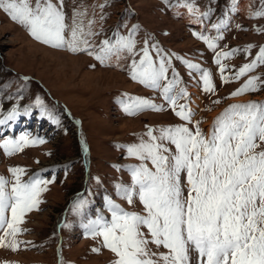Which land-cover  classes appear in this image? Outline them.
<instances>
[{
  "label": "rangeland",
  "instance_id": "1",
  "mask_svg": "<svg viewBox=\"0 0 264 264\" xmlns=\"http://www.w3.org/2000/svg\"><path fill=\"white\" fill-rule=\"evenodd\" d=\"M186 2L209 15H193L177 0H65L69 17L76 6L86 9L87 17L94 20V31L99 34L92 44L97 52L102 40L127 36L136 26L135 55L125 53L119 60L104 63L86 51L72 52L37 41L0 9V120L4 121L0 124V144L21 136L44 141L8 153L0 147V176L11 182L8 169L20 167L24 169L22 181H51L40 194L39 205L22 216L15 250L0 246V264H113L115 255L103 247L101 237L88 234L85 225L97 216L111 218L106 198L126 211L143 213L138 198L130 205L119 195L118 186L131 184L127 166L141 163L128 155L127 146L147 140L148 128L158 136L155 130L161 127L184 124L194 130L198 121L207 134L213 119L228 105L264 101L262 84L254 91L231 95L249 77L264 81V64L259 63L235 77L264 46V16L251 14L264 0H235V6L233 0ZM100 4L104 7H98ZM190 19H196L195 23ZM214 24L219 28L212 27ZM193 33L213 39L216 47L210 49ZM145 40L155 63L161 56L170 58L166 75L172 79V71L178 73L181 83L177 90L183 87L188 98L178 99L177 105L187 103L192 109L190 122L176 116L158 90L141 85L129 75L131 62L139 60ZM233 49L236 51L230 56L220 57L224 65L221 73L214 59L216 53ZM185 60L209 71L214 91L203 90L202 71L189 69ZM129 97H142L163 108L129 115L122 108ZM12 111L20 113L16 124L7 122ZM169 147L174 151V146ZM148 166L152 167L150 162ZM80 199L87 205L75 212L73 206ZM6 216L10 218L11 213ZM144 231L147 234V229ZM11 240L8 237L6 242ZM93 248L100 251L93 252ZM150 248L167 251L154 245Z\"/></svg>",
  "mask_w": 264,
  "mask_h": 264
},
{
  "label": "snow or ice",
  "instance_id": "2",
  "mask_svg": "<svg viewBox=\"0 0 264 264\" xmlns=\"http://www.w3.org/2000/svg\"><path fill=\"white\" fill-rule=\"evenodd\" d=\"M177 3L193 15H209L207 11H199L194 3L186 0H177ZM64 7L65 0H0V9L46 45L66 47L72 52L86 51L101 63L113 58L119 60L125 53L135 55V25L127 36L102 40L97 52L92 39L99 33L94 31L95 22L87 17V10L73 6L69 17ZM251 14L264 16V4ZM223 23L221 20L220 24ZM198 38L210 49L216 47L213 39L202 34ZM144 43L139 60L131 62L129 75L141 85L158 90L174 114L190 122L192 109L187 103L177 105L178 99L188 98L183 87L177 90L181 83L178 73L173 70L172 79L166 75L170 58L161 56L158 64L155 63L147 40ZM235 51L216 53L214 59L221 73L224 65L220 64V57L230 56ZM183 62L189 69L202 71L205 92L214 91L207 69H200L190 61ZM257 63L264 64V46L255 59L239 68L235 77L238 79ZM258 84L264 85V81L249 77L231 95L254 91ZM122 108L126 114L133 115L144 109L160 111L163 105L142 97H129ZM19 114L12 111L8 119ZM2 123L4 121L0 120ZM155 131L159 132L158 136L148 128L147 140L127 146L128 155L137 157L141 163L128 165L131 184L118 186L119 195L128 204L138 198L143 213L126 211L106 198L111 218L97 216L90 220L85 225L88 234L102 238L103 247L116 257L113 264H264V101L228 105L213 119L207 134L198 121L194 130L179 124ZM36 143L44 141L21 136L19 140L4 141L0 147L8 153ZM169 145L174 146V151ZM8 171L12 174L11 182L0 176V231L4 233L0 236V246L15 250V236L21 231L18 225L22 216L39 205L40 194L51 181L30 178L25 182L21 180L24 169L15 167ZM86 205L87 201L77 200L73 211L79 212ZM7 212L11 213L10 218ZM8 237H12L10 242H6ZM150 245L167 251H153Z\"/></svg>",
  "mask_w": 264,
  "mask_h": 264
},
{
  "label": "bare ground",
  "instance_id": "3",
  "mask_svg": "<svg viewBox=\"0 0 264 264\" xmlns=\"http://www.w3.org/2000/svg\"><path fill=\"white\" fill-rule=\"evenodd\" d=\"M185 19V18H184ZM187 19V18H186ZM188 21H190V22H192V23H195V21H196V19H190V20H188ZM196 99V98H195ZM13 123H17V120H18V115L17 116H15L13 119H10ZM0 134H2V133H0Z\"/></svg>",
  "mask_w": 264,
  "mask_h": 264
}]
</instances>
